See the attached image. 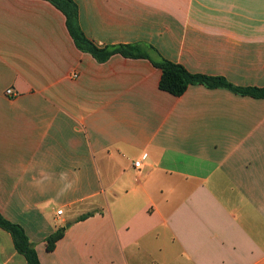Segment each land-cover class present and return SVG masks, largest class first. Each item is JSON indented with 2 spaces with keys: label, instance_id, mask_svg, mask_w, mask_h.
<instances>
[{
  "label": "crops",
  "instance_id": "obj_1",
  "mask_svg": "<svg viewBox=\"0 0 264 264\" xmlns=\"http://www.w3.org/2000/svg\"><path fill=\"white\" fill-rule=\"evenodd\" d=\"M73 1L100 47L264 86V0ZM160 78L79 49L47 0H0V214L40 264H264V99ZM0 264H27L2 228Z\"/></svg>",
  "mask_w": 264,
  "mask_h": 264
},
{
  "label": "trees",
  "instance_id": "obj_2",
  "mask_svg": "<svg viewBox=\"0 0 264 264\" xmlns=\"http://www.w3.org/2000/svg\"><path fill=\"white\" fill-rule=\"evenodd\" d=\"M59 9L65 16L66 26L77 47L91 54L97 61L104 62L110 56L119 54L129 58L149 59L154 66L161 70L159 89L173 96H181L191 85H203L208 88H226L232 92L257 99H264L263 87H237L227 82L223 77H214L187 71L182 65L173 63L157 55L152 59L140 45H119L116 47H100L89 40L78 23V8L73 0H47ZM90 214L83 215L78 220H83ZM0 228L8 232L18 253L23 255L27 264H40L33 245L29 242L24 229L5 219L0 214ZM65 228L61 227L50 234L45 240L48 252L55 249L56 243L63 238Z\"/></svg>",
  "mask_w": 264,
  "mask_h": 264
},
{
  "label": "built area",
  "instance_id": "obj_3",
  "mask_svg": "<svg viewBox=\"0 0 264 264\" xmlns=\"http://www.w3.org/2000/svg\"><path fill=\"white\" fill-rule=\"evenodd\" d=\"M6 94H7L8 96L12 95V91H11L10 89H7V90H6ZM140 164H141V160L134 161V163H133V167H135V168H139V167H140ZM137 180H138V177L135 178V181H137ZM62 213H63L62 209L56 211V214H57V215H61Z\"/></svg>",
  "mask_w": 264,
  "mask_h": 264
},
{
  "label": "water",
  "instance_id": "obj_4",
  "mask_svg": "<svg viewBox=\"0 0 264 264\" xmlns=\"http://www.w3.org/2000/svg\"><path fill=\"white\" fill-rule=\"evenodd\" d=\"M65 227H68V225H66Z\"/></svg>",
  "mask_w": 264,
  "mask_h": 264
}]
</instances>
